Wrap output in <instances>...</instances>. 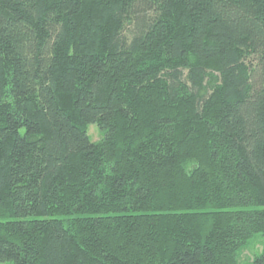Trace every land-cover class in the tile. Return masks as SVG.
I'll return each mask as SVG.
<instances>
[{
	"label": "trees",
	"instance_id": "16d2710c",
	"mask_svg": "<svg viewBox=\"0 0 264 264\" xmlns=\"http://www.w3.org/2000/svg\"><path fill=\"white\" fill-rule=\"evenodd\" d=\"M3 263L264 264V0H0Z\"/></svg>",
	"mask_w": 264,
	"mask_h": 264
},
{
	"label": "rangeland",
	"instance_id": "374dc122",
	"mask_svg": "<svg viewBox=\"0 0 264 264\" xmlns=\"http://www.w3.org/2000/svg\"><path fill=\"white\" fill-rule=\"evenodd\" d=\"M87 132L91 138V140H99L102 136L101 131L98 129L96 124H89L87 126ZM258 238V237H257ZM262 242L260 239H254L251 240V242L248 244L247 248L242 252L241 259L246 260L248 258H251L253 255L258 253L261 250ZM8 264V263H3Z\"/></svg>",
	"mask_w": 264,
	"mask_h": 264
}]
</instances>
